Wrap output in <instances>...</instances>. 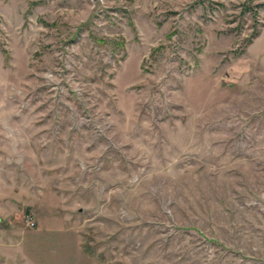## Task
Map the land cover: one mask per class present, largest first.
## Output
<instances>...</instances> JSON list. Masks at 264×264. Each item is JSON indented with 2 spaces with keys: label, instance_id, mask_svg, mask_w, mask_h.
<instances>
[{
  "label": "rangeland",
  "instance_id": "rangeland-1",
  "mask_svg": "<svg viewBox=\"0 0 264 264\" xmlns=\"http://www.w3.org/2000/svg\"><path fill=\"white\" fill-rule=\"evenodd\" d=\"M0 264H264V0H0Z\"/></svg>",
  "mask_w": 264,
  "mask_h": 264
},
{
  "label": "built area",
  "instance_id": "built-area-1",
  "mask_svg": "<svg viewBox=\"0 0 264 264\" xmlns=\"http://www.w3.org/2000/svg\"><path fill=\"white\" fill-rule=\"evenodd\" d=\"M25 224L28 226V227H32L33 226V221L30 217H26L25 218Z\"/></svg>",
  "mask_w": 264,
  "mask_h": 264
}]
</instances>
